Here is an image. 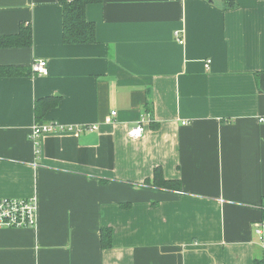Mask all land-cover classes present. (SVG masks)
Masks as SVG:
<instances>
[{
  "label": "crops",
  "instance_id": "obj_1",
  "mask_svg": "<svg viewBox=\"0 0 264 264\" xmlns=\"http://www.w3.org/2000/svg\"><path fill=\"white\" fill-rule=\"evenodd\" d=\"M232 1L90 3L96 41L66 44L59 0H0V35L32 29L31 46L0 48V65H47L46 75L0 77V198L37 203L35 227L0 228V264L264 258V227L255 230L264 205V0ZM48 96L58 103L39 122L97 129L44 133L36 156L34 104ZM142 118L143 135L129 138ZM156 166L181 191L141 184Z\"/></svg>",
  "mask_w": 264,
  "mask_h": 264
},
{
  "label": "trees",
  "instance_id": "obj_2",
  "mask_svg": "<svg viewBox=\"0 0 264 264\" xmlns=\"http://www.w3.org/2000/svg\"><path fill=\"white\" fill-rule=\"evenodd\" d=\"M102 0H59L62 6V40L66 44H86L96 41L95 25L87 20L85 7L90 3H99ZM229 4H234L229 0ZM32 44V29L29 24H21L19 30L14 34L0 35V48L24 47ZM32 74L30 66L24 65H0V77H15ZM59 97L48 96L39 98L34 104V115L36 122H39L46 111L55 107ZM144 186L169 191H181V182L177 179L165 178L161 167L153 168L151 177L142 181ZM122 208L130 206V203H120ZM261 221L264 223V205H261ZM113 228L102 227L100 230V244L102 248L112 246ZM223 264V263H213ZM253 264H264V258H254Z\"/></svg>",
  "mask_w": 264,
  "mask_h": 264
},
{
  "label": "built area",
  "instance_id": "obj_3",
  "mask_svg": "<svg viewBox=\"0 0 264 264\" xmlns=\"http://www.w3.org/2000/svg\"><path fill=\"white\" fill-rule=\"evenodd\" d=\"M175 37L179 43H183V39L179 32H175ZM208 65V63H207ZM33 74L46 75L47 65L46 61L39 60L31 65ZM116 116V111H111L106 118L107 122L112 121ZM144 118L140 119L134 126L127 131V136L131 139H138L143 135ZM264 122V117L259 119ZM97 129V125H78L76 127H63L55 123H41L36 122L31 128L30 138L33 141L35 147V155L40 154V136L49 132H65L75 131L79 133L81 131H94ZM37 224V203L34 198H0V228H23V227H35ZM264 227L263 221H259L255 224V230L258 234L262 233Z\"/></svg>",
  "mask_w": 264,
  "mask_h": 264
}]
</instances>
